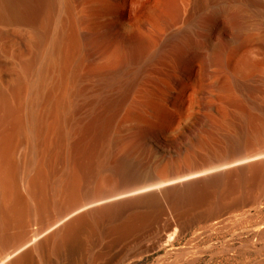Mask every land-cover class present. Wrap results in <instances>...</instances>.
<instances>
[{
  "label": "bare ground",
  "instance_id": "6f19581e",
  "mask_svg": "<svg viewBox=\"0 0 264 264\" xmlns=\"http://www.w3.org/2000/svg\"><path fill=\"white\" fill-rule=\"evenodd\" d=\"M256 212L264 0H0V264H185L192 229L264 256Z\"/></svg>",
  "mask_w": 264,
  "mask_h": 264
},
{
  "label": "rangeland",
  "instance_id": "374dc122",
  "mask_svg": "<svg viewBox=\"0 0 264 264\" xmlns=\"http://www.w3.org/2000/svg\"><path fill=\"white\" fill-rule=\"evenodd\" d=\"M258 58L259 60L261 59L260 57H255L254 61L259 62ZM263 217V213L256 212L254 217L250 219L249 222L259 224V221H261ZM249 222L246 224L247 227L251 226ZM194 232V229L190 230L173 246V249H186L188 247H194V252L196 253H194L192 256L191 260L193 262L185 264H264V256H261L260 252H257L253 249L254 245L256 248H259L261 242L259 240L256 241L257 243L254 241L252 246H249V235H243L242 233L238 232L236 228H232L231 230L229 228L227 230L224 229L220 231H213L209 232L208 235H194ZM128 243L123 246L116 248L114 247L108 256L109 261L111 258L113 263L110 261V263L107 264H159L163 258H166L165 251L162 249L149 251L145 254H142L141 256H132L128 251L131 250L133 247L131 245L133 244L130 243V245H128ZM228 248L231 249L230 252L225 251ZM179 264L184 263L180 262Z\"/></svg>",
  "mask_w": 264,
  "mask_h": 264
}]
</instances>
